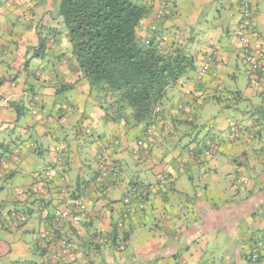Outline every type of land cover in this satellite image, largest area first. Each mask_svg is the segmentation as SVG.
I'll use <instances>...</instances> for the list:
<instances>
[{"label": "crops", "instance_id": "crops-1", "mask_svg": "<svg viewBox=\"0 0 264 264\" xmlns=\"http://www.w3.org/2000/svg\"><path fill=\"white\" fill-rule=\"evenodd\" d=\"M141 1L153 9L140 35L156 24L162 33L200 25L216 54L201 72L210 48L201 41L191 46L203 48L197 70L175 86L150 135L143 124L106 117L105 93L91 90L73 57L59 18L62 0H0V264H43L48 255L49 264H249L255 247L264 264V84L249 69L245 83L238 76L240 52L230 31L240 0H211L224 4L213 22L195 19L202 8L195 5L188 28L180 0H172L175 13L161 24L155 14L162 0ZM250 1L251 40L264 41V0ZM219 89L234 100L219 102ZM238 102L247 108L239 122L222 112ZM206 105L223 107L215 130L195 116ZM57 147L67 152V179L56 172L36 195L30 189L56 168ZM207 147L213 157L199 162ZM101 152L117 175L96 183ZM141 187L149 189L146 206L131 201L118 234L124 240L111 243L126 211L123 199ZM69 193L87 201V217L77 224ZM13 212L27 220L17 223ZM55 212L62 215L58 227ZM63 240L76 251L60 254Z\"/></svg>", "mask_w": 264, "mask_h": 264}, {"label": "trees", "instance_id": "trees-1", "mask_svg": "<svg viewBox=\"0 0 264 264\" xmlns=\"http://www.w3.org/2000/svg\"><path fill=\"white\" fill-rule=\"evenodd\" d=\"M164 1L160 2L159 7ZM167 1L169 2V11L163 19H160L159 23L175 13L172 0ZM243 2L249 3L251 19L256 22L250 0H240L239 22L236 30L243 16V7H241ZM152 9L153 6L145 5L141 0H62L59 11V18L67 31L72 54L82 78L89 83L92 91L99 93L103 91L106 95L102 106L106 117L116 120L124 119L135 125L143 124L147 135L157 130L158 121L163 117L169 95L174 91L175 86L189 73L197 70L199 55L198 51L194 52L191 48L195 44V27L185 29L187 38L182 37L179 43L174 40H164L163 30L157 29V24L153 25L155 26H152L153 28L150 27L146 36L140 35L141 25L149 17ZM254 25L251 29L254 28ZM233 45L236 46V44ZM236 47L240 52L239 57L242 61L244 60L250 71L243 51L238 46ZM206 53L205 63L209 57L212 59L207 68L209 69L215 60V49L211 47ZM205 70L201 69V72ZM252 75L256 79H260L254 73ZM258 76L261 74L259 73ZM218 91L219 102L234 100L233 95L221 89ZM152 128L154 129L151 130ZM88 131L85 133L86 135L90 134ZM208 149L200 151L196 156L199 162L204 161L205 158L213 157L212 150ZM58 150H61V153H57L58 158L61 155L65 160L63 169L58 170L56 165V168L49 172H57L60 180L66 181L68 176L67 152L60 147L56 148L57 152ZM105 157L104 152L96 156L97 160L103 163L102 170L97 176L99 177L103 173L106 174V177L110 174L117 175ZM42 175L43 173L39 177ZM50 178H53L52 175ZM36 184L37 182L33 183L34 186L30 191L40 195V192L35 190ZM148 190L146 187H141L139 190H135L136 192L132 196L123 199L126 211L123 213L121 221L116 224L110 238L111 243L118 244L124 240H121L118 234L119 229L124 230L125 222L130 217L131 201L135 200L141 209H144L149 197ZM69 196L72 198L85 197L84 194L70 195V193ZM52 221L58 227L54 221V214ZM68 242L75 246L74 250L76 251L75 243ZM260 259L258 251L257 264ZM50 261L51 256L48 255L43 264Z\"/></svg>", "mask_w": 264, "mask_h": 264}, {"label": "built area", "instance_id": "built-area-1", "mask_svg": "<svg viewBox=\"0 0 264 264\" xmlns=\"http://www.w3.org/2000/svg\"><path fill=\"white\" fill-rule=\"evenodd\" d=\"M250 6L248 2H243V16L241 17L240 23L238 25L237 30L235 31V35L233 38V43L236 44L241 50L243 51V55L246 59V62L248 63L250 67L251 73L255 74L257 78H260V80L264 84V41L256 40L252 41L250 34L252 32L251 27L254 25L255 21L254 19H251L250 15ZM169 11V2L165 0L159 7L158 11L156 12L157 19H163ZM255 26V25H254ZM212 61V59L209 57L208 61L203 66V70L207 69L209 67V63ZM261 74V76H258V74ZM152 128L151 130H153ZM59 151V150H58ZM61 153V152H60ZM65 164L64 158L60 155L58 158L57 168L58 170H62L63 166ZM47 176H51V172H46ZM106 174L103 173L98 177L96 180L98 183H101L105 180ZM47 188V182L45 180V175L43 174L41 177H39L38 182L36 184L35 190L37 192L46 190ZM146 194V193H145ZM67 201L69 204H72L76 207L77 211L72 217V221L74 223H80L87 217V201L85 197H76L72 198L71 196H68ZM128 202V200H126ZM62 219V215L59 212L54 213V221L56 225H59L60 221ZM13 220L17 223H24L26 221L25 216H20L17 212L13 213ZM75 246L68 242L67 240H63L61 252L60 254L68 255L72 251H74ZM258 262V250L257 248H254L248 257V263L249 264H257ZM44 264H49V262H45Z\"/></svg>", "mask_w": 264, "mask_h": 264}, {"label": "rangeland", "instance_id": "rangeland-1", "mask_svg": "<svg viewBox=\"0 0 264 264\" xmlns=\"http://www.w3.org/2000/svg\"><path fill=\"white\" fill-rule=\"evenodd\" d=\"M222 2L223 1H220L218 3H214L211 0H199V3H200L199 4L198 1L180 0L177 3V5L180 7V16L179 17L181 18V20L183 22H187L186 23V27L188 28V25H189L188 23H190V21L192 20V17H193V15H192L193 14V7L195 5H199V6L202 5V8L200 9V12H199L200 16L196 17L195 19L202 18L203 16L206 15V17H208L209 20L211 22H213L214 20H216L215 18H216L218 9L220 11H222L221 8L224 9V4ZM250 3H251V1H250ZM220 5H222V6H220ZM241 5H242L241 7H243V3H241ZM158 8H157V10H158ZM154 12H155V10H154ZM155 16H156V14H155ZM223 16H224V19H225V23L228 25L230 23V21H231L230 14L229 13L228 14L225 13ZM156 20L160 21L159 19H157V17H156ZM201 23H203L202 20H201ZM199 26L197 27V31L195 32L196 36H195V44L194 45H197V42L201 41L203 45H205L208 48H210V46H209L210 42L209 41L207 43L204 42L201 39L200 34L198 33L199 30H200ZM153 27H155V26H153ZM172 30L173 31L167 30L166 33L162 34L164 36L163 37L164 40H166V41L174 40V41L179 43V41L182 39V37L183 38H185V37L187 38V35L185 34L186 33L185 29H184V27H181V25L179 26V28L174 27ZM230 32H231V36L233 37L235 35V32H232V31H230ZM183 34H185V35L183 36ZM223 37L226 38V36H223ZM188 39H189V37H188ZM202 49L203 48H200V49L194 48L193 50L195 52L197 50L198 51L199 50L202 51ZM238 65H239V68H240V71H239V74H238L239 79L241 80V82L245 83L246 82V74L245 73L247 72L248 68H247L244 60L242 61V59L240 57H239ZM230 69H233V68H230ZM230 83H232V85L235 86L234 81H230ZM235 89H236V87H235ZM219 107H220V109H223L222 106H217V105H213V107L211 106V109H210V105H206L204 107H200L197 110V114L195 116H197V119L199 120L200 123L204 124V129L205 130H209L210 128L215 130L217 128V125H216L217 121L216 120L219 118V111L217 110V108H219ZM246 109H247L246 108V104L244 102H238L237 106L234 109H225L224 108L222 110V112L227 114V118H231L232 120H238V122H239L240 120L243 119L242 112L243 113L246 112ZM60 151H58L57 153H60ZM55 173H56L55 171H52L51 175H55ZM43 174L45 175V180L47 182V179H49L50 177L46 175V172L43 173Z\"/></svg>", "mask_w": 264, "mask_h": 264}]
</instances>
